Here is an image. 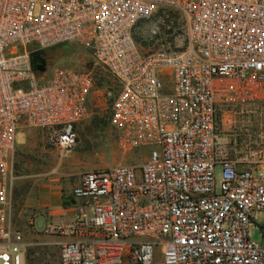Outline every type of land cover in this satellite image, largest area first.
<instances>
[{
	"label": "built area",
	"instance_id": "2783aa9c",
	"mask_svg": "<svg viewBox=\"0 0 264 264\" xmlns=\"http://www.w3.org/2000/svg\"><path fill=\"white\" fill-rule=\"evenodd\" d=\"M68 42L116 78L109 123L124 152L147 155L81 173L60 264H152L158 251L161 264H264V153L220 141L236 107L264 101V0H0V264H26L12 224L19 128L45 129L68 156L90 116L91 72L32 62Z\"/></svg>",
	"mask_w": 264,
	"mask_h": 264
},
{
	"label": "rangeland",
	"instance_id": "374dc122",
	"mask_svg": "<svg viewBox=\"0 0 264 264\" xmlns=\"http://www.w3.org/2000/svg\"><path fill=\"white\" fill-rule=\"evenodd\" d=\"M175 15L183 24L181 14L176 12ZM143 27L141 24L137 29L138 40L144 35ZM142 44L145 50L151 42ZM56 67L91 72L95 90L91 96L90 116L79 126L78 144L68 156H62L59 150L47 143L45 129L24 123L18 130L14 163L16 179L11 195L12 224L22 232L24 240L29 233H35L34 226L37 229L44 227L45 219L43 215H38L40 209L37 206L40 187L56 185L67 197L82 172L121 163L140 164L147 155V150L143 148L128 152L120 148L116 132L109 123L118 82L98 61L90 47L68 42L46 49V74ZM233 118V129L222 134L220 141L233 156L255 161L264 153V101L236 107ZM259 219L264 229L262 215ZM59 234L55 233L54 239H34L26 244V264H60ZM251 237L255 241L263 239L260 230L255 228L251 230ZM152 264H161L159 251Z\"/></svg>",
	"mask_w": 264,
	"mask_h": 264
},
{
	"label": "crops",
	"instance_id": "0c3cea01",
	"mask_svg": "<svg viewBox=\"0 0 264 264\" xmlns=\"http://www.w3.org/2000/svg\"><path fill=\"white\" fill-rule=\"evenodd\" d=\"M78 182L79 180L77 181L76 185ZM71 195L72 191L67 197H65L62 190H60V188L56 185L48 184L40 187L37 198V206L40 209V213L38 215L44 216V227L42 229H37L34 226L35 233H29L26 240H24L25 245L32 243V240L34 239H38L39 241L42 239H54L56 236L55 232L51 231V226L55 225H60L63 227V231L61 233L62 235H58L60 243L62 241L70 240L73 237L69 228L75 213V208L71 205V203H69L72 199ZM64 198H66L65 201ZM62 202L64 204L63 207Z\"/></svg>",
	"mask_w": 264,
	"mask_h": 264
},
{
	"label": "water",
	"instance_id": "95a60500",
	"mask_svg": "<svg viewBox=\"0 0 264 264\" xmlns=\"http://www.w3.org/2000/svg\"><path fill=\"white\" fill-rule=\"evenodd\" d=\"M42 52V51H40ZM36 53H32V62L37 70L43 71L45 69V63L44 61H37L35 60Z\"/></svg>",
	"mask_w": 264,
	"mask_h": 264
},
{
	"label": "flooded vegetation",
	"instance_id": "af4514ba",
	"mask_svg": "<svg viewBox=\"0 0 264 264\" xmlns=\"http://www.w3.org/2000/svg\"><path fill=\"white\" fill-rule=\"evenodd\" d=\"M35 60L44 61L45 63V52H39L35 55Z\"/></svg>",
	"mask_w": 264,
	"mask_h": 264
},
{
	"label": "trees",
	"instance_id": "16d2710c",
	"mask_svg": "<svg viewBox=\"0 0 264 264\" xmlns=\"http://www.w3.org/2000/svg\"><path fill=\"white\" fill-rule=\"evenodd\" d=\"M46 51V49L45 50H42V52H45ZM70 203V202H69Z\"/></svg>",
	"mask_w": 264,
	"mask_h": 264
}]
</instances>
